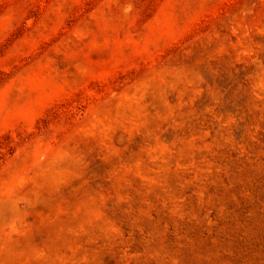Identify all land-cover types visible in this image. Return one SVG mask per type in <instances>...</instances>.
Segmentation results:
<instances>
[{
  "label": "rangeland",
  "instance_id": "rangeland-1",
  "mask_svg": "<svg viewBox=\"0 0 264 264\" xmlns=\"http://www.w3.org/2000/svg\"><path fill=\"white\" fill-rule=\"evenodd\" d=\"M0 264H264V0H0Z\"/></svg>",
  "mask_w": 264,
  "mask_h": 264
}]
</instances>
